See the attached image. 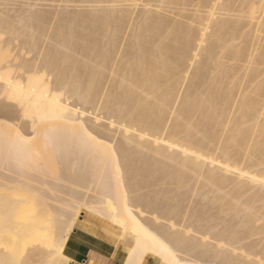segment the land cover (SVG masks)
Returning a JSON list of instances; mask_svg holds the SVG:
<instances>
[{
    "label": "bare ground",
    "instance_id": "bare-ground-1",
    "mask_svg": "<svg viewBox=\"0 0 264 264\" xmlns=\"http://www.w3.org/2000/svg\"><path fill=\"white\" fill-rule=\"evenodd\" d=\"M25 1L0 8V264H264V44L243 34L264 0L236 6L255 29L233 0H182L184 21L160 12L181 0Z\"/></svg>",
    "mask_w": 264,
    "mask_h": 264
},
{
    "label": "rangeland",
    "instance_id": "rangeland-1",
    "mask_svg": "<svg viewBox=\"0 0 264 264\" xmlns=\"http://www.w3.org/2000/svg\"><path fill=\"white\" fill-rule=\"evenodd\" d=\"M238 1L240 2V0H235V1L233 0V3H232V5L235 4V6H233V8H232L233 10L235 9V12H236V10H237V7H236V6H239V4L242 3V2L239 3ZM0 2H1V3H0V8H4V9L8 10V14L11 15V16H13V14H15V13H22V14H23V12H20V9L24 7L26 1H25V0H0ZM3 2H4V3H3ZM33 2H34V1H33ZM35 2H36V1H35ZM40 2H41V3H43V2L45 3V1H40ZM40 2H38V3H40ZM237 2H238V4H237ZM41 3H40L39 5L42 6ZM44 3H43V4H44ZM47 3H48V2H47ZM47 3H46V4H47ZM49 3H50L51 5H55V4H54L55 2H54V3H53V2H52V3L49 2ZM49 3H48V4H49ZM150 3H151L152 6H149V8L151 9V8H153L154 6H153V3H152V2H150ZM158 3H159V2H157V4H158ZM176 3H177L178 5H177ZM176 3L174 4V2H173V4H174L175 6H177L176 8H174L175 6L172 4V2H171V3H167V2H165V3L161 4V5L163 6V9H162L160 12H162L163 14H165L166 16H168V17H170V18H173V19H176V20H179V19H180L179 21H184V20H188V19H190V18H188L187 16L192 15V14H191V11L193 12V10H194V9L189 10V7H190L191 5L189 6V3L187 4V2L184 3V4H182V3H183L182 0H181V1H178V2H176ZM121 4H122V3H121ZM123 4H125V2H124ZM154 4L157 5L156 2H154ZM192 4H193V3H192ZM194 4H195V3H194ZM187 5H188V10H189L190 12H189V11L187 12L185 9H184L183 11L180 10V9H182V6H183V7L185 6V8H187V7H186ZM43 6L46 7L45 5H43ZM43 6H42V7H43ZM140 6H141V7H139V8L142 9V8H143L142 5H140ZM172 6H173V7H172ZM192 6H193V5H192ZM192 6H191V7H192ZM39 7H40V6H39ZM178 7H180V8H178ZM195 7H196V6H195ZM195 7H193V8H195ZM235 7H236V8H235ZM139 8H137V11L140 10ZM177 8H178V10H179L178 14H177ZM155 9H156V8H154V10H155ZM190 9H191V8H190ZM238 9H240V8H238ZM152 10H153V9H152ZM233 10H231V11H233ZM231 11H230V13L232 14L231 16H234V17H229L230 15H227V14L224 13V14H225V17H229L230 20H232V19L235 20V18L237 19V17H235L236 15H238V16L241 15V16L239 17L240 20L243 21L244 23L247 22V24L245 23L246 25H245V28H243V29H246V28L248 29V28H250V27H249L250 25H251L252 27L256 26V24H254L255 20H254L253 23H252V21H251V23H250L249 21H246V20H248V19H247L246 17H244L245 14H243V13L240 12L239 10H237V13H240V14H236V13H234V11H233V13L236 14V15H234ZM182 12H183V13H182ZM186 12H187V13H186ZM228 13H229V12H228ZM230 13H229V14H230ZM137 14H138V12H137ZM176 14H177V15H176ZM224 14H223V15H224ZM185 15H186V16H185ZM223 15H222V16H223ZM263 16H264V14H263ZM178 17H179V18H178ZM184 17H187L188 19H184ZM223 17H224V16H223ZM241 17H243V18L241 19ZM226 19H228V18H226ZM261 19H262V20H261ZM261 19H260V20H261V25H262V24L264 25V20H263L264 17H262ZM255 23H256V22H255ZM248 25H249V26H248ZM253 25H254V26H253ZM261 25H260L261 28L259 27L260 30H259V29L256 30V31H258V30H259V31L257 32V35H258V36L255 35V37H254L253 35H254L256 32H254V31H253L254 33L251 32L253 28H251V31H249L250 29H249V30H246V31H248L249 33H248V32H245V30L242 29V30L244 31L243 34H245V35L247 34V37H248V36H251L250 38H249V37L247 38V39H249V40H247V41L250 42V44H252V43L254 42V41L252 42V40H255V38L258 39V40L256 39V40H257L256 42H258L257 45H256V42H255V44H253V47H252V48H257V49H258V50H256V51L253 52V54L256 52L255 55H256V54L258 53V51H259V48H260V46H261L260 43H262V45L264 44V38H263V37H264V26H263V25L261 26ZM254 29H255V27H254ZM258 33H259V34H258ZM252 34H253V35H252ZM259 35H260V37H262V40H263V41L261 40V38L259 37ZM5 36H8V35H5ZM238 37H239V36H238ZM238 37H237V38H238ZM252 37H254V38H252ZM239 38H240V37H239ZM239 38H238V40L236 39L234 42L237 44V42L239 41V42H241V43L239 44V42H238V44L241 45L243 42L240 41ZM251 39H252V40H251ZM241 40H242V37H241ZM259 41H260V42H259ZM16 42H17V41L12 42V43L8 46L9 49H10V48L12 49V51L10 52V53H12V54L17 50V47L15 46V43H16ZM251 42H252V43H251ZM258 44H259L260 46H258ZM8 47H7V48H8ZM258 47H259V48H258ZM5 50H6V48H4L3 50H1V51H0V54H1V53L4 54V53L6 52ZM226 56H227V55H226ZM223 57H224V56H223ZM223 57H222V62L224 61V60H223ZM227 57H228V60H229V61H228L227 59H225V60L227 61L226 64L228 63L227 65H229V66H234V65L237 64V65H239V66L241 65V67H242L243 65H245V64H243V63H244L243 61H245V59L242 61L241 59H239V60H237V59L234 60V59H231L229 56H227ZM230 60H231V61H230ZM234 62H235L236 64H235ZM239 62H241V63H239ZM242 62H243V63H242ZM245 62H246V61H245ZM233 63H234V65H233ZM238 63H239V64H238ZM263 63H264V62H262V64H263ZM223 64H225V61L223 62ZM255 64H257V65H254V63H252V64H250V65H251V67H252V66H259V65L262 66V64H260V63H259V64H258V63H255ZM237 65H236V66H237ZM245 66H247V62H246V65H245ZM245 66H243V68H241L242 70H241V72H240V71L238 72V75L241 74V73L243 74V73L245 72V71H244V70H245ZM262 67H263L262 69H263V72H264V66H262ZM259 68H260V66H259ZM243 71H244V72H243ZM238 75H237V76H238ZM241 76L244 77V75H241ZM241 76H240V79L242 78V81H243L242 84H244V82L247 80V78H245V77L243 78V77H241ZM234 78H236V80H238V79H239V76H238V79H237V77H234ZM234 78H233V79H234ZM245 79H246V80H245ZM229 80H231V79H229ZM238 81H240V80H238ZM245 84H247V81L245 82ZM244 86H245V85H244ZM248 87L251 89V86H250V85H249ZM248 87L245 88V89H246L245 92L247 93V95H250V96H251V95H253V94H252L251 91H249V94H248V90H247ZM249 88H248V89H249ZM250 89H249V90H250ZM0 103H1V104H12V103H10V102H7V101L4 100V99H0ZM83 118H84L86 121H88V123L92 124L93 126L96 125L95 127H96L97 129H99V130H101V131H104L105 133L107 132V134L113 136L114 138L111 137V138H113V141L116 140V139H117V141H119V140L121 141V139H123V137H122L121 134H120L121 136L118 135L119 133L116 134L117 132L115 131V129L112 130L113 127L105 128V127H107V126L105 125V124H106L105 121H101V123H98V124H97L96 122H93V121L91 120V118H92L91 115H89V114H87V113L84 115ZM19 121H20V120H19ZM10 122H11V120H10L9 118H7V117H3V116H0V124H1V126H5V124H10ZM21 122H22V121H21ZM100 124H101V125H100ZM97 125H99V126H97ZM106 130H107V131H106ZM109 135H108V136H109ZM120 138H121V139H120ZM45 153H46V152H45ZM45 153H44V152H43V154L40 153V156H38L37 158H41V159L38 160L37 163H36L35 165H34V164L32 165L33 168L31 167V165H30L29 167L32 168V171H31V169H30V172H34L35 169H36L37 164H38V165H41V167L44 166V168H45V169H44V170H45L44 172H46V174H44V172H42V171H41V172H42L44 175H46V178L48 177L47 179L44 177V178H45L44 180L46 181V180H48V179H49V180L51 179L50 181L48 180L49 183H51V181L53 182V180H54V176H53V174L55 173V170H56V164H55V162L53 163V159H50V158H51V157H50L51 155L49 156V155H48L49 153H46V154H45ZM46 155H47V156H46ZM44 156H45V158H44ZM48 157H49V158H48ZM46 158H47V160H46ZM36 160H37V159H36ZM45 160H46V161H45ZM51 160H52V161H51ZM38 162H39L40 164H39ZM43 164H44V165H43ZM29 167H28V168H29ZM1 169H2V167H0V174H2V175H7V172H8V171L4 170V168H3V170L1 171ZM26 169H27V168H26ZM42 169H43V168H42ZM28 170H29V169H28ZM33 170H34V171H33ZM3 171H5L6 173H1V172H3ZM24 171H26V170L24 169ZM21 172H22V171H21ZM28 172H29V171H27V173H28ZM41 172H39V173H41ZM8 173L11 175L10 172H8ZM47 174H48V175H47ZM52 176H53V180H52ZM0 181H1V179H0ZM48 181H47V182H48ZM2 182H4V181H2ZM185 195H188V192L185 193ZM185 195H184V197H187V196H185ZM189 195H191V199H189L190 196H188V197H187L188 199H187V198H184V199L186 200V201H185V200H184V201H185V202L188 201L187 203L191 204L194 195H193L191 192H190ZM195 199H196V197L194 198V200H195ZM189 200H190V201H189ZM198 200H199V199L197 198V202H196V200L194 201L196 204L193 202L191 206L194 207L193 204L198 205V204H199V203H198ZM185 202H184V205H185ZM187 203H186V206L188 207L189 205H188ZM191 206H189V207H191ZM189 207H188V208H189ZM192 207H191V208H192ZM227 217H228V216H227ZM227 217H226V218H227Z\"/></svg>",
    "mask_w": 264,
    "mask_h": 264
},
{
    "label": "crops",
    "instance_id": "crops-1",
    "mask_svg": "<svg viewBox=\"0 0 264 264\" xmlns=\"http://www.w3.org/2000/svg\"><path fill=\"white\" fill-rule=\"evenodd\" d=\"M122 247L123 244H119L116 251H121ZM85 251L79 257L80 264H121V260L119 258L112 259L111 256H108L96 249L87 248Z\"/></svg>",
    "mask_w": 264,
    "mask_h": 264
}]
</instances>
